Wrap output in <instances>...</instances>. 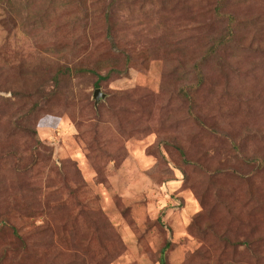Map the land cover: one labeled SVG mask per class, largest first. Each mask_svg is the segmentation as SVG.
<instances>
[{
    "label": "rangeland",
    "instance_id": "374dc122",
    "mask_svg": "<svg viewBox=\"0 0 264 264\" xmlns=\"http://www.w3.org/2000/svg\"><path fill=\"white\" fill-rule=\"evenodd\" d=\"M218 7L235 38L194 87ZM113 64L100 82L59 74ZM249 157L264 158V0H0V220L25 241L0 232V264H161L167 243L166 264H264Z\"/></svg>",
    "mask_w": 264,
    "mask_h": 264
},
{
    "label": "trees",
    "instance_id": "16d2710c",
    "mask_svg": "<svg viewBox=\"0 0 264 264\" xmlns=\"http://www.w3.org/2000/svg\"><path fill=\"white\" fill-rule=\"evenodd\" d=\"M215 16L218 19L225 20L227 22L226 30H225V33L223 35L218 36L216 38V40L214 41V44L212 45V48H210L209 51L206 52L204 59L202 58L200 61H198L197 63L194 64L193 73L195 74L196 79H197V83L194 85V87L197 85H201L203 82V78H204L203 77V74H204L203 68L206 65L205 64L206 61L208 59H210L213 55L218 53L221 49L228 47L234 41V38H235L234 28L237 27V20L234 19L232 15L225 14V13L221 12L219 7L216 9ZM106 68H108V69H107V74L105 76H101L100 73L96 69L94 70V69H86V68H80V69H75V70L70 69V68L60 69L59 74L64 75V76H69L70 74H72L74 72L86 71V72H91L92 74H95L98 77L99 82L104 80V79L110 78L113 74H119L116 64L108 65V66H106ZM54 80L57 82L56 85H58L59 78L55 77ZM179 93L186 100H188L190 103H192V97H191L190 92L185 91V89L182 88L181 90H179ZM20 131H21V133H26L29 136H36V131L34 128H20ZM233 140H235V139H231L232 145H233L232 148L235 152H237V151H239V148H238L237 144L235 143V141H233ZM182 154H183V152H182ZM243 162L248 167H250V166H255L256 168H263L264 167V158H250L249 157V158H244ZM3 185H4V182L2 180H0V188ZM8 220L9 219H1L0 220V232L5 231V230L6 231L9 230L11 232V234L16 239H18L20 242H22V244L25 245V243H24L25 241L20 237L17 227L11 222V220H9V221ZM197 221L198 220L194 221V223H193L194 227L198 226V224H196ZM197 228H198L197 230H200L199 227H197ZM41 230H47V231L51 232V230L48 228V226L42 227ZM96 238L98 240H100L101 241L100 244H102V230H101V228L98 229ZM223 238H225L224 240L226 242L228 241L230 244H233L235 246L240 245L239 241H237V240L233 241V239H231L230 237H223ZM71 239L72 238L67 236L66 230L64 228H62V236L60 238V242L64 246H70L71 245ZM45 241H46V244H48V245L51 244V246L53 245L52 240L45 238ZM169 248H170V244L167 243V245L161 251V254H162L161 258H160L161 264H166L165 254L169 250ZM32 250H34V249H32Z\"/></svg>",
    "mask_w": 264,
    "mask_h": 264
},
{
    "label": "water",
    "instance_id": "95a60500",
    "mask_svg": "<svg viewBox=\"0 0 264 264\" xmlns=\"http://www.w3.org/2000/svg\"><path fill=\"white\" fill-rule=\"evenodd\" d=\"M105 98V95L101 93L100 89H97L94 93V100L96 101V103H98L100 101V99Z\"/></svg>",
    "mask_w": 264,
    "mask_h": 264
}]
</instances>
